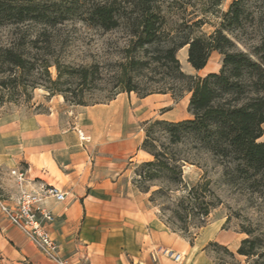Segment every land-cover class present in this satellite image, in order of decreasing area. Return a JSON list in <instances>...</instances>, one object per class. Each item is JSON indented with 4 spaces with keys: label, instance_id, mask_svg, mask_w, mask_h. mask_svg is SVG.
<instances>
[{
    "label": "trees",
    "instance_id": "16d2710c",
    "mask_svg": "<svg viewBox=\"0 0 264 264\" xmlns=\"http://www.w3.org/2000/svg\"><path fill=\"white\" fill-rule=\"evenodd\" d=\"M161 1L0 0V24L38 22L43 24L41 34L45 36L47 28L75 18L104 32L117 28L127 31L125 54L117 62L116 72L108 78L103 77L98 64L61 69L54 61L57 76L52 80L48 70L50 61L41 59L38 67L47 77L48 84L32 79L29 87L42 85L49 95L61 93L66 102L87 105L83 100L85 92L96 90L107 91L108 101L121 92H135L140 98L153 93H169L175 100L189 94V118L177 121L154 119L143 123L144 137L138 149L148 153L150 159L138 164L134 182L162 180L164 186L153 190L152 196L167 192L182 182L181 167L188 161L180 155L184 147L188 151L210 154L223 164V174L233 170L249 186H257L264 181V140L258 141L264 134V0H259L255 16L245 9L247 0H233L222 14L219 27L208 35H194L192 32V28L202 22L201 18L191 24L181 22L173 28L168 26ZM200 1L203 14L222 2ZM248 15L258 30V42L243 50L225 31L241 27ZM35 42L36 39L30 41ZM186 45L187 62L194 70L204 68L212 51L221 55L219 70L202 76L185 73L176 52ZM46 47L44 49H48ZM44 51L49 54V50ZM34 71L35 63L25 56L23 50L0 46V106L5 101H14L20 87L24 94L28 87L20 79ZM142 81L163 82L168 86L149 88L140 86ZM62 83H66V88H60ZM156 130L162 135H156ZM140 185L136 187L139 189ZM183 186L185 194L175 206L178 210L165 223L172 231L185 233L191 224L203 226L211 202L205 184L201 187ZM144 191L147 192L148 188ZM190 215L193 218H189ZM194 217L197 222H193ZM252 248L250 240L245 238L237 252L253 256ZM3 264L31 262L26 258Z\"/></svg>",
    "mask_w": 264,
    "mask_h": 264
},
{
    "label": "rangeland",
    "instance_id": "374dc122",
    "mask_svg": "<svg viewBox=\"0 0 264 264\" xmlns=\"http://www.w3.org/2000/svg\"><path fill=\"white\" fill-rule=\"evenodd\" d=\"M232 1L222 0L219 5L204 14L201 11L200 0H162L161 9L165 14L168 26L173 28L181 22L191 24L201 18L202 22L193 27L192 32L194 35L200 33L208 35L219 27L222 14L228 10ZM258 5L259 0H247L244 3L245 9L252 11L254 16ZM250 17L251 15H248V18L243 20L241 27L230 32L225 31L228 36L235 39L237 47L243 50L258 42V30L252 25ZM43 29V24L31 21L0 24V46L23 50L25 56L36 65V71L31 75H23L20 79L28 87L24 94L20 87L18 96L14 101H5L0 106V118L11 115L13 116L12 121H17L35 115L39 125L36 131H45L50 137L44 141H63L62 148L56 149L62 159H67V155L75 156L76 153L81 152L82 159L77 158L74 162H86L90 163L91 166L96 162V166H100L99 158L95 157L96 153L111 150L115 160L121 164L111 165L115 169L108 171L105 175L110 177L114 184L111 189L112 198H106L107 201L104 202V206L100 210L106 212L127 210L137 213L141 210L152 218L151 226L153 229H161L168 234L173 233L175 239L186 240L194 250L184 252V259L181 263L176 264H195V261L197 263L196 255L200 252L204 254L202 257L204 261L208 260L210 264H255L257 262L264 264V181L257 186H249V183L233 170H230L227 175L223 174V164L210 154L195 150L188 151L184 147L181 149L180 155L188 158V161L184 162L181 167L182 182L171 187L173 189L152 196L153 190L164 186L162 180L158 179L146 183L134 182V172L142 161L141 155L135 151V144L138 146L143 140V123L160 119L158 116L165 111H168V116L175 121L189 116L187 111L189 94H185L176 100L169 93L143 99L138 97L135 92H131L128 95L131 122L126 124L125 134H121V136H127L126 141L128 143L122 146L119 144L122 142L120 135H118L119 138L110 137L112 134L107 133L113 123L104 120L102 124L98 125L82 119L84 112L100 104L109 103L106 97L107 91H86L83 100L87 105H79L64 101L61 93L54 92L49 95V92L42 85L34 88L29 86L32 79H35L37 83L48 84L47 77L38 67L42 58H47L50 61L51 66L48 70L52 80L56 79L57 76L55 65H53L54 61L59 63L61 69L69 66L98 64L103 77L108 78L116 72L117 62L121 61L125 54L124 48L128 43L127 31L123 28H117L104 32L75 18L61 21L54 27L47 28L45 36L41 34ZM45 38H47V43L44 41ZM33 39H36V42L32 44L30 41ZM46 45L48 49H44ZM187 48V45L183 46L176 52L177 58L179 56L181 58L179 61L185 73L202 76L212 72V70H219L221 55L217 51H212L205 67L196 71L187 62ZM44 50H49V54H44ZM143 85L149 88L168 86L167 83L163 82L146 83L142 81L140 86ZM59 86L66 88L67 85L62 83ZM262 127L264 129V124ZM78 129L86 132L85 135L91 136L89 142L80 145L77 138V135L79 137ZM51 132H55L56 135L53 136L54 134ZM155 134L162 135L158 130ZM62 136L65 138L62 139ZM262 140H264V134L258 139V141ZM8 141L17 144L18 140L10 139ZM84 148L89 153V158L82 150ZM61 149L63 150L61 151ZM26 166L27 164L20 161L19 167L21 169L26 168ZM97 178L99 179V176ZM37 184L38 181H36ZM138 184H141L139 189L136 187ZM204 184L209 190L210 196L208 198L211 204L203 226L195 227L191 224L188 232L185 233L172 231L165 220L172 218L178 210L175 209V206L185 194L183 185L201 187ZM16 187L18 185L10 174V169L0 166V199L12 201L15 197L17 198L19 189L15 196ZM145 188H148L147 192L144 191ZM84 190L85 193H90L89 187H85ZM134 198L136 203L133 202ZM127 199H131L132 202L130 203ZM93 201L98 202L95 199ZM122 202H125L127 206ZM85 212L89 217L90 210L85 209ZM93 216L94 220L100 221L96 211H93ZM95 217L97 218L95 219ZM189 218H193V216L190 215ZM192 220L197 222L195 217ZM54 221L55 218L46 221V224ZM81 223L82 221L76 227L77 233ZM101 227L102 230L106 231L104 226ZM245 238H248L250 244L253 245V256L247 257L237 252V248ZM152 244L148 255L154 252L165 256L161 253V249H171L157 242L156 238ZM245 246H249V244ZM64 253L66 252L64 251ZM67 254L71 255L72 253ZM0 262L3 264L15 261L1 259ZM114 264L123 263L115 261ZM154 264L158 263L154 262Z\"/></svg>",
    "mask_w": 264,
    "mask_h": 264
},
{
    "label": "crops",
    "instance_id": "0c3cea01",
    "mask_svg": "<svg viewBox=\"0 0 264 264\" xmlns=\"http://www.w3.org/2000/svg\"><path fill=\"white\" fill-rule=\"evenodd\" d=\"M212 71L216 72V70ZM130 94L131 92L118 93L109 103L100 104L84 112L82 119L98 125L102 124L104 120L113 123L107 133L112 134L110 137L120 135L122 142H119V144L124 146L128 143L126 141L127 136H121V134H125L126 124L131 122L128 101V95ZM153 95H166V93H153L142 98L149 99ZM188 115L185 118H189L190 114L188 113ZM12 117L8 115L0 118V166L8 167V169L16 168L19 167L20 161H23L24 164H27V178L32 180L27 181L26 186L28 188L35 189L36 181H38L53 184L65 193L63 201H56L48 196L41 202L40 207L49 211L52 219L55 218L53 223L46 224V228L58 243L61 255L66 258L69 264H114L115 261L123 264H154V262L158 264H176L182 262H174L170 258L159 254L156 260H152L148 252L153 246L154 238L163 246L180 252L183 259L184 252L193 249L186 240L175 239L173 233L168 234L161 229H153L151 226L152 218L141 210L138 213L127 210L119 212L100 210V208H103L104 202L107 201L106 198H112L111 189L114 182L105 175L108 171L115 169L111 165L121 164L115 160L116 158L111 150L96 153L95 157L99 158L100 166H96V162L93 166L86 162H74L77 158L82 159L81 152L76 153L75 156L67 155V159H62L56 149L62 148L63 141H44V139L47 140L50 137L45 131H36L39 125L35 115L17 121H12ZM158 117L175 121V119L168 116V111L160 113ZM78 131L83 132L80 129ZM51 133L54 134L55 132ZM39 134L43 136L37 137L36 135ZM61 138L64 139L65 136ZM77 138L81 145L82 142L78 135ZM10 139H13V141L17 139V144L10 143L8 141ZM138 147L139 145L135 144V151L138 155H141L142 161L150 159V155L138 149ZM82 150L89 158L86 148ZM85 187L90 188V193H85ZM18 189L16 187L15 196ZM16 199L15 197L12 201L2 200L12 205ZM94 199L98 202H94ZM127 201L132 202L131 199H127ZM133 202L136 203L135 198ZM122 204L127 206L125 202H122ZM85 209L90 210L89 217H87ZM93 211H96L100 221L94 220ZM80 221L82 223L77 233L76 227ZM101 226H104L106 231L102 230ZM64 251L72 254L66 255ZM203 255L201 252L196 255L197 263L210 264L208 260L204 261ZM0 257L2 260L15 262L27 258L31 264H55L45 259L6 220L1 211ZM87 259L88 262H86ZM197 263L195 261V264Z\"/></svg>",
    "mask_w": 264,
    "mask_h": 264
},
{
    "label": "built area",
    "instance_id": "2783aa9c",
    "mask_svg": "<svg viewBox=\"0 0 264 264\" xmlns=\"http://www.w3.org/2000/svg\"><path fill=\"white\" fill-rule=\"evenodd\" d=\"M79 139L84 144L90 141V136L79 132ZM10 174L14 177L19 194L14 204H7L0 199V211L6 220L15 227L47 260L55 264H69L60 253L56 240L46 228V221L52 220L51 213L40 207L46 197L56 201H63L65 193L53 184L38 182L35 189L28 188L26 168H11ZM161 253L174 262H181L183 255L171 249H161ZM158 253H151L152 260L157 259Z\"/></svg>",
    "mask_w": 264,
    "mask_h": 264
},
{
    "label": "bare ground",
    "instance_id": "6f19581e",
    "mask_svg": "<svg viewBox=\"0 0 264 264\" xmlns=\"http://www.w3.org/2000/svg\"><path fill=\"white\" fill-rule=\"evenodd\" d=\"M179 58H180V56H179ZM179 58H178V59H179ZM180 59H181V58H180ZM183 60H184V59H183Z\"/></svg>",
    "mask_w": 264,
    "mask_h": 264
}]
</instances>
